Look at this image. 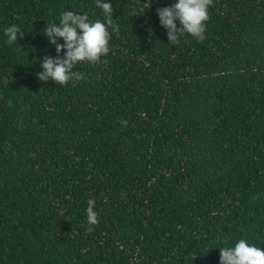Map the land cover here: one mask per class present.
Masks as SVG:
<instances>
[{
	"label": "trees",
	"instance_id": "1",
	"mask_svg": "<svg viewBox=\"0 0 264 264\" xmlns=\"http://www.w3.org/2000/svg\"><path fill=\"white\" fill-rule=\"evenodd\" d=\"M175 2L111 0L108 55L58 85L37 75L57 55L42 29L67 10L103 20L96 0H0V264L264 248V0H212L205 39L171 45L157 9Z\"/></svg>",
	"mask_w": 264,
	"mask_h": 264
},
{
	"label": "clouds",
	"instance_id": "2",
	"mask_svg": "<svg viewBox=\"0 0 264 264\" xmlns=\"http://www.w3.org/2000/svg\"><path fill=\"white\" fill-rule=\"evenodd\" d=\"M212 0H176L174 4L157 9L160 24L167 30L169 44L177 45L185 34L197 40L205 39L208 9ZM96 7L102 10L104 19L90 20L86 12L82 15L73 11H63L59 15V24L50 22L42 29L49 43L56 45V56L45 55L41 62L42 71L38 72L41 81L52 80L58 85L69 81L84 79L83 73L74 71L81 62L98 63L107 56L110 47L109 28L113 32L119 25L112 21L111 0H96ZM179 21V27L177 26ZM9 47L14 46L22 35L21 30L13 26L4 33ZM62 38L63 43H58ZM63 53V55H61ZM86 209L87 222L95 225L98 213L94 210L95 201L89 199ZM220 248V264H264V248L239 239L233 246Z\"/></svg>",
	"mask_w": 264,
	"mask_h": 264
}]
</instances>
